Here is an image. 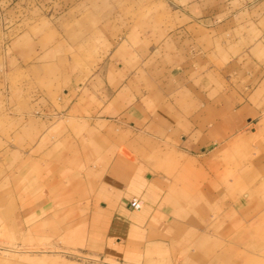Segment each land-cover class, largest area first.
Instances as JSON below:
<instances>
[{
	"label": "crops",
	"instance_id": "obj_1",
	"mask_svg": "<svg viewBox=\"0 0 264 264\" xmlns=\"http://www.w3.org/2000/svg\"><path fill=\"white\" fill-rule=\"evenodd\" d=\"M161 1L177 21L167 33L177 41L162 46L167 80L147 77L139 101L113 93L107 106L82 108L79 134L39 137L32 157L7 151L0 188L16 189L35 230L61 231L66 244L105 260L177 264L184 254V264H237L245 256L234 255V230L244 244L254 220L233 197L264 191V159L256 153L247 162L258 167L244 166L255 110L225 78L250 0Z\"/></svg>",
	"mask_w": 264,
	"mask_h": 264
},
{
	"label": "rangeland",
	"instance_id": "obj_2",
	"mask_svg": "<svg viewBox=\"0 0 264 264\" xmlns=\"http://www.w3.org/2000/svg\"><path fill=\"white\" fill-rule=\"evenodd\" d=\"M242 6L243 35L230 37L242 51L230 53L234 65L225 78L256 113L251 126L258 133L246 129L243 153L251 169L258 166L247 161L256 153L264 159V0ZM171 11L161 0H0V157L7 151L32 157L39 137L46 144L49 137L79 134L82 108L107 106L113 93L139 101L149 91L147 77L167 80L169 53L162 46L178 39L167 35L177 27ZM235 199L249 204L254 221L244 244L234 230V255L245 258L233 262L264 264V191ZM21 207L15 188H0V264H129L76 249L61 231L35 230ZM237 210L244 216L246 208Z\"/></svg>",
	"mask_w": 264,
	"mask_h": 264
},
{
	"label": "built area",
	"instance_id": "obj_3",
	"mask_svg": "<svg viewBox=\"0 0 264 264\" xmlns=\"http://www.w3.org/2000/svg\"><path fill=\"white\" fill-rule=\"evenodd\" d=\"M131 207L134 209V210H140L141 209V205H140V202L136 199H134L132 202H131Z\"/></svg>",
	"mask_w": 264,
	"mask_h": 264
}]
</instances>
